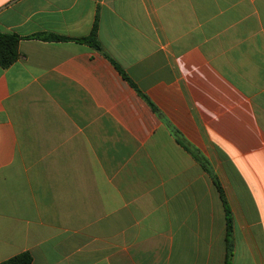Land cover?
<instances>
[{"label":"crops","instance_id":"0c3cea01","mask_svg":"<svg viewBox=\"0 0 264 264\" xmlns=\"http://www.w3.org/2000/svg\"><path fill=\"white\" fill-rule=\"evenodd\" d=\"M0 34V264H225L180 142L230 264H264V0H0Z\"/></svg>","mask_w":264,"mask_h":264},{"label":"trees","instance_id":"16d2710c","mask_svg":"<svg viewBox=\"0 0 264 264\" xmlns=\"http://www.w3.org/2000/svg\"><path fill=\"white\" fill-rule=\"evenodd\" d=\"M97 18L95 19L91 32L87 38H83L80 40H77L80 43L88 45L91 49L97 51V52H102L101 47L99 45V42L97 40ZM35 39L45 41V42H60V41H66L65 38L58 37L55 35H45V34H40L37 36H34ZM20 38L15 35H6V34H0V67L1 68H7L11 66L13 63L16 62L18 59V52H17V46L19 43ZM118 71L121 73V75L127 80V77L125 74H123L119 69ZM177 137V134H175ZM179 138L177 137V141ZM180 142V140H179ZM181 146L184 148L185 151H187L190 155L193 156V158L201 165L203 170L211 177L213 181V185L217 189V192L219 193V197L221 199V202L224 207L225 211V217H226V223H227V243H228V248H227V257L225 260V264H230L229 260L231 257V242H230V237L232 233V218L230 214V210L225 202L222 190L219 186V184L216 182L213 173L211 169L209 168V165L207 164L206 160L202 157H200L197 153H195L192 149H190L188 146H186L184 143L180 142ZM2 264H32V258L30 254L28 253H22L19 254L15 257H12Z\"/></svg>","mask_w":264,"mask_h":264}]
</instances>
